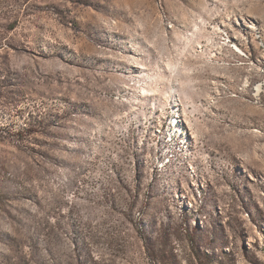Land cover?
Listing matches in <instances>:
<instances>
[{"label":"rangeland","instance_id":"1","mask_svg":"<svg viewBox=\"0 0 264 264\" xmlns=\"http://www.w3.org/2000/svg\"><path fill=\"white\" fill-rule=\"evenodd\" d=\"M0 264H264V0H0Z\"/></svg>","mask_w":264,"mask_h":264}]
</instances>
